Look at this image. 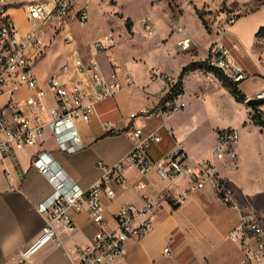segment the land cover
I'll return each instance as SVG.
<instances>
[{
	"label": "crops",
	"instance_id": "0c3cea01",
	"mask_svg": "<svg viewBox=\"0 0 264 264\" xmlns=\"http://www.w3.org/2000/svg\"><path fill=\"white\" fill-rule=\"evenodd\" d=\"M28 1L30 0H13L8 10L21 33L32 29L24 10ZM83 3L84 0H74L63 32L53 37V30L50 29L44 46L30 50L32 58L42 57L44 54H47L44 58L49 57V54L57 55L54 58L57 60L56 71L51 76L42 79L36 75L40 83L45 84L52 76L70 83L82 80L90 93H93L98 87H95V90L91 88L87 74L76 70V57L86 63L96 61L107 81L115 79L111 68L114 62L119 66L117 76L122 77L121 71L128 70L134 76L135 83L114 96L97 101L96 113L92 120L89 123H79L85 144L83 148L75 151L64 150L48 127L39 144L14 150L0 160V264H71L73 259H78L79 249L91 244L97 230L87 208L74 209L71 211L73 228H66L57 223L59 239L46 242L27 262H18L19 251L32 244L45 226V219L36 209V205L53 194L52 185L33 164L34 155L41 150L53 152L59 163L82 188L99 182L108 175V169L126 158L133 148V129L136 126L144 125L146 130H151L159 127L163 121L159 117L142 120L134 119V116L159 104L177 83L183 67L194 61H204L215 48V38L208 32L195 10H187L183 14L169 0H163L158 4L150 2L154 6H160L161 13L154 15L155 21L150 19L154 23L152 31L147 32L143 27L144 35L139 34L141 38L156 34L159 40L153 49L148 52L133 51L131 54H100L94 40L108 36L107 32H110L113 26L104 27L103 30V26L94 18L90 20V11L89 24L81 25L77 12ZM241 19L244 18H239L230 26L222 42L231 50L230 57L235 63L243 66L250 74L264 77V64L260 61L259 54H243L231 30L235 27L242 32L245 26H249L254 35L264 25V21L250 23ZM194 21L198 23L200 30L194 28ZM74 26L80 29L75 30ZM179 26H183L187 35L192 38L189 49L181 47L184 36L177 32ZM68 31L75 37L74 44H68L64 40V34ZM135 33L138 35L137 31ZM125 34L128 37V34ZM102 39L103 37L99 40ZM241 41L250 50L254 40L241 38ZM111 43L113 42L110 41ZM49 45L50 48L45 52ZM52 63L54 65V62ZM64 64L68 65L66 69L62 68ZM207 68L205 65L200 66L185 74L182 99L186 102V107L166 117V126L172 134L165 128L160 129L163 139L151 149L153 158H159L179 142L192 161L209 160L216 143V131L226 127L239 128L236 124L217 126L216 129L207 131L211 127L207 124L211 114L231 121H235L238 115L235 98L215 73ZM160 75H166L167 78L162 79ZM242 91L244 92L243 89ZM263 91L264 84L256 95ZM29 94L30 91L25 86L15 89V86L9 83L0 95V107L7 106L11 100L21 101ZM245 94L249 99L250 95ZM245 119L241 117L237 122H245ZM107 120L114 122L118 133L113 134L104 129L102 123ZM243 135L241 133L240 142L235 148L238 167L228 168L218 162L220 174L229 178L234 190L233 201L238 203L240 197L246 200L249 194L258 191L249 190L246 184L244 186L227 173L237 170L243 164L248 148ZM207 138L211 140L208 146ZM123 174L126 178L125 184L116 181V174L110 176L116 193L113 197L103 198L104 215L109 229H115L116 214L123 205L135 204L140 207L144 204L142 191L136 188L139 182L146 183L144 192L150 195L157 194L167 186V182L162 180L156 171L142 175L134 167H128ZM232 182H235L234 185H238L246 196L237 195ZM189 185V178L182 176L167 189L172 194H177ZM224 202L226 201L210 185L195 191L181 204L164 201L163 207L155 213L152 230L141 238L130 237L125 254L115 264H264L245 261L242 248L228 239L229 245L218 244L221 236L224 233L227 235L240 220V212L234 207V211L226 209ZM165 248H169V251L166 252Z\"/></svg>",
	"mask_w": 264,
	"mask_h": 264
},
{
	"label": "built area",
	"instance_id": "2783aa9c",
	"mask_svg": "<svg viewBox=\"0 0 264 264\" xmlns=\"http://www.w3.org/2000/svg\"><path fill=\"white\" fill-rule=\"evenodd\" d=\"M12 1L0 0V95L9 83H12L15 89L25 86L30 94L21 101L11 100L7 106L0 107V160L14 150L39 144L48 127L64 150L81 149L85 144L79 123H89L96 113V102L114 96L125 87L133 85L134 76L128 70L121 71L122 77L117 76L119 66L113 62L111 68L115 79L107 81L96 61L86 63L76 57L74 60L76 70L87 74L91 88L98 87L97 90L94 89L95 91L90 93L82 80L70 83L56 76L41 84L31 63L33 54L29 52L44 46L50 29L55 34L65 30L74 0L26 2L24 10L32 25V29L26 33L20 32L16 21L8 13ZM149 1L158 4L163 0ZM169 1L179 11L190 7L192 3L191 0ZM242 13L238 9L221 12L222 17H217L218 20L210 23L209 27L217 30L223 38ZM77 18L82 24L89 21L90 13L86 4L80 5ZM144 28L147 32L152 31L153 21L147 20ZM177 32L184 36L181 47L189 49L192 38L187 35L185 28L179 26ZM64 40L68 44L75 43V37L70 31L64 34ZM110 41L111 36L108 35L96 41L94 45L97 50H106L111 47ZM214 47L210 56L204 60L206 67L220 69L227 78L235 82L250 77L247 69L231 59L228 47L222 44ZM67 66L64 64L62 68L66 69ZM160 77L167 78L166 75ZM182 94L178 92L164 103L136 114L134 119L150 120L159 117L163 121L159 127L151 130H146L144 125L136 126L133 129L134 145L126 158L109 168L105 178L88 188H82L70 176L53 152L41 150L34 155L33 164L52 185L53 194L49 199L36 205V209L45 219V226L32 244L19 251L18 262H27L46 242L58 240L57 223L66 228H73L72 210L87 208L97 230L91 244L80 248L77 252L78 259H73L71 264H115L125 254L130 237L141 238L152 230L155 213L163 207L164 201L181 204L195 191L210 185L224 201L240 212L239 223L227 233L226 238L242 248L245 261L264 263V226L255 213L244 211L238 202L233 201L234 190L230 180L222 176L218 169V162L224 167L233 169L238 167V154L235 149L241 138L238 128L218 129L212 158L203 162L192 161L179 142L159 158L151 156L153 146L162 142L160 129L165 128L172 134L166 126V117L186 107ZM258 96L264 97V91ZM102 125L108 132L118 133L114 122L110 120L104 121ZM128 167H134L142 175L156 171L160 178L167 182V186L157 194L150 195L144 192L146 183L139 182L136 188L142 191L144 204L140 207L135 204L123 205L116 214L115 229H109L104 215L103 198L113 197L116 193L110 176L116 174L118 183H126L123 171ZM182 176L189 178L190 185L179 190L177 194H172L167 188L174 185ZM165 251L168 252L169 248H165Z\"/></svg>",
	"mask_w": 264,
	"mask_h": 264
},
{
	"label": "rangeland",
	"instance_id": "374dc122",
	"mask_svg": "<svg viewBox=\"0 0 264 264\" xmlns=\"http://www.w3.org/2000/svg\"><path fill=\"white\" fill-rule=\"evenodd\" d=\"M191 2V6L186 7L181 12L183 14L187 10H189V12L195 10L196 12V8L201 10L204 17L209 22L208 27L210 23L218 20L217 17H222L220 14L221 12L232 9L241 10L243 12L241 17L250 23L264 21V0H192ZM197 3L200 5L198 6ZM83 4H86L91 12L90 20L94 18L99 25L103 26V30L104 27L107 28V26H113V28L111 27V31L107 32V35L111 36V41L113 42L111 44H114V46H111L106 50H99L100 54H131L133 51L148 52L155 47L156 42L159 40L156 34L146 38H141L139 35H144L143 27L146 21L150 19L155 21L154 15L161 13L160 6L150 4L149 0H84ZM90 20L85 24H89ZM95 20L94 22H96ZM80 24L85 25L82 23ZM193 25L195 26L194 28L197 27L200 30L196 21H194ZM210 28L211 27L208 28V32L213 36V38H215L213 45L222 44L228 47L224 42H222L223 38H221V36L217 33V30ZM74 29L78 30L80 28L78 26H74ZM135 29L138 35H136ZM259 29L254 35L252 29H249V26H245L242 32H239L235 27L231 30L233 32L234 39L244 52L242 53L259 54V59L264 64V36H257ZM125 33L128 34V37ZM55 35L56 34L53 32V37ZM101 37L104 39L105 36ZM101 37H97L94 41H98ZM198 38H200V36H198ZM241 38L248 41H251L253 38L254 41L250 50L246 48L248 46L241 41ZM132 39L134 40L131 41ZM114 47L115 49H113ZM49 48L50 45L44 51L46 52ZM232 53L235 54L234 51H232ZM45 56H47V54H44L42 57H35L31 62L34 73L42 79H46L48 76H51L52 73L56 71L57 67V60H54L55 56L57 57L56 54H49V57L47 58H44ZM52 62H54V65ZM207 69L210 70L209 68ZM239 84L244 92L250 95L249 99L256 98L259 97L256 95L257 91L262 90L264 77L250 74L249 78L242 80ZM247 100L248 98L243 103L236 101L238 104V115L236 117L237 119L235 118V121H231L227 118H217L211 114L209 117V123L207 122V124H209V126L211 125V127L207 131H211L213 128L216 129L217 126L224 127L237 124V126H239L238 129L240 130V134L243 133L245 135L244 141L248 148L246 150L243 164L240 165L237 170L228 171L227 173L234 180L241 182L243 185L246 184L249 190H258L257 192L249 194L246 200L240 197L239 205L243 210L255 213V215L260 218L264 226V128L257 125L253 120L254 109L256 108L249 105ZM257 108L260 109L264 117V102L258 104ZM241 117L246 118L245 122L241 121L238 123L237 120L241 119ZM210 141L211 140L209 138L206 139L207 146L210 145ZM234 183L235 182H232L236 194H243L246 196L244 192H241L239 186L236 184L234 185ZM237 198L238 197H236V199ZM224 205V207L228 210H236L226 202H224ZM236 211L238 212V210ZM223 243L229 245L225 233L218 240V244Z\"/></svg>",
	"mask_w": 264,
	"mask_h": 264
},
{
	"label": "trees",
	"instance_id": "16d2710c",
	"mask_svg": "<svg viewBox=\"0 0 264 264\" xmlns=\"http://www.w3.org/2000/svg\"><path fill=\"white\" fill-rule=\"evenodd\" d=\"M196 13L198 14L202 23L208 29L209 28L208 20H206V18L204 17V14L201 12V10L197 8H196ZM257 36H264V26H262L259 29V31L257 32ZM204 65H205V61H194L186 65L185 67H183L177 83L171 88V91L164 97V99L160 103H164L170 98L176 96L178 92H183V78L185 74L190 70H193L195 68H198ZM209 69L215 73V75L220 79L223 85L230 91V93L233 95L236 101L242 102V103L245 102V100L247 99V96L242 91V89L239 87L240 82H235V81L230 80L229 78H227V76H225V74L220 69H217V68H209ZM253 120L255 121L257 125L264 128V117L259 108L254 109Z\"/></svg>",
	"mask_w": 264,
	"mask_h": 264
},
{
	"label": "water",
	"instance_id": "95a60500",
	"mask_svg": "<svg viewBox=\"0 0 264 264\" xmlns=\"http://www.w3.org/2000/svg\"><path fill=\"white\" fill-rule=\"evenodd\" d=\"M248 104L253 108H257L258 104L264 102V97L250 98L247 100Z\"/></svg>",
	"mask_w": 264,
	"mask_h": 264
}]
</instances>
